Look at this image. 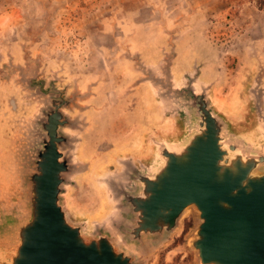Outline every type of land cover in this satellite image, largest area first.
<instances>
[{
  "label": "rangeland",
  "instance_id": "1",
  "mask_svg": "<svg viewBox=\"0 0 264 264\" xmlns=\"http://www.w3.org/2000/svg\"><path fill=\"white\" fill-rule=\"evenodd\" d=\"M21 73L56 80L67 97L78 93L65 110L78 126L66 129L76 168L63 204L87 233L115 232L125 209L110 183L132 184L130 164L150 166L155 142L177 143L187 133L183 101L162 81L177 87L194 79L230 132L260 138L264 9L256 0H0V219L24 209L32 134L50 103ZM103 200L109 211L98 217ZM199 222L190 207L168 237L130 252L139 263L199 264L191 246Z\"/></svg>",
  "mask_w": 264,
  "mask_h": 264
},
{
  "label": "water",
  "instance_id": "2",
  "mask_svg": "<svg viewBox=\"0 0 264 264\" xmlns=\"http://www.w3.org/2000/svg\"><path fill=\"white\" fill-rule=\"evenodd\" d=\"M22 70V68H19ZM22 79L36 95L49 97L32 134L24 209L0 219V264H147L130 247L146 251L168 237L190 207L200 222L191 246L199 264H264V112L259 109L254 140L229 131L212 108L207 92L194 79L175 87L162 81L169 95L183 101L188 128L177 143L157 141L150 166L130 164L132 184L113 180L125 215L115 232L97 228L89 234L74 223L63 204L65 186L76 166L67 153L78 126L65 112L78 93L66 96L56 80ZM124 244V246H123Z\"/></svg>",
  "mask_w": 264,
  "mask_h": 264
},
{
  "label": "flooded vegetation",
  "instance_id": "3",
  "mask_svg": "<svg viewBox=\"0 0 264 264\" xmlns=\"http://www.w3.org/2000/svg\"><path fill=\"white\" fill-rule=\"evenodd\" d=\"M121 147H125V145H121ZM113 160V156H108L106 158H100L95 162L94 171L99 172L105 168V166ZM109 205L106 201H102L99 208L96 210L95 215L98 217L104 216L109 211Z\"/></svg>",
  "mask_w": 264,
  "mask_h": 264
},
{
  "label": "trees",
  "instance_id": "4",
  "mask_svg": "<svg viewBox=\"0 0 264 264\" xmlns=\"http://www.w3.org/2000/svg\"><path fill=\"white\" fill-rule=\"evenodd\" d=\"M258 3V6L264 9V0H256Z\"/></svg>",
  "mask_w": 264,
  "mask_h": 264
},
{
  "label": "bare ground",
  "instance_id": "5",
  "mask_svg": "<svg viewBox=\"0 0 264 264\" xmlns=\"http://www.w3.org/2000/svg\"><path fill=\"white\" fill-rule=\"evenodd\" d=\"M176 86H177V87H181V86H183V85H176ZM194 88L199 92V89H198L197 87L194 86ZM90 155H92V152L89 153V156H90Z\"/></svg>",
  "mask_w": 264,
  "mask_h": 264
}]
</instances>
